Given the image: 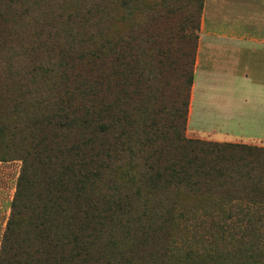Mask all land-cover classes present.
Segmentation results:
<instances>
[{
	"label": "trees",
	"instance_id": "obj_1",
	"mask_svg": "<svg viewBox=\"0 0 264 264\" xmlns=\"http://www.w3.org/2000/svg\"><path fill=\"white\" fill-rule=\"evenodd\" d=\"M23 2L0 0V51L7 39L1 26ZM114 4V10L105 6L95 15L75 12L68 18L81 23V38L90 45L86 53L98 68L81 81L60 73L56 104L27 123L0 264H109L94 255L103 234H145L140 227L145 214L138 216L137 209L146 205L154 212L150 219L208 217L221 221L219 230L230 236L257 232L264 220V147L187 138L193 81L188 61L182 92L167 77L176 64L173 43L197 39L204 0ZM18 33L9 30L10 36ZM17 85L23 88L20 99L29 96ZM142 152L143 172L122 164L126 154ZM213 196L212 203L222 201L228 209L199 213L195 204L211 203Z\"/></svg>",
	"mask_w": 264,
	"mask_h": 264
},
{
	"label": "rangeland",
	"instance_id": "obj_2",
	"mask_svg": "<svg viewBox=\"0 0 264 264\" xmlns=\"http://www.w3.org/2000/svg\"><path fill=\"white\" fill-rule=\"evenodd\" d=\"M37 1L24 0V4L15 5L11 8L13 12H9L13 14L12 19L7 25L1 26L7 39L0 51V128L3 130V134L0 135V250L18 176L23 166L19 155L28 139L27 123L38 114V111L45 112L56 104L54 97L59 94L57 90L60 73L63 74L65 71L64 74L68 78H77L81 81L98 68V64L89 59L86 53L90 45L81 38L83 31L81 23L78 19L68 21V18L75 12L78 14L91 12L95 15L105 6L108 10L115 8L114 0H40L36 5ZM211 1L214 0H208L207 4ZM0 7L4 9L1 4ZM184 9L191 11L190 6ZM23 10L30 11L26 15H21L20 12ZM227 17L223 14L206 13L203 4L198 18V30L195 32L197 39L194 42L173 43L171 54L174 55L176 64L172 66L174 69L168 71L167 77L176 92L179 89L183 91L184 81H181L183 80L181 75L187 68V61L194 81L198 49L201 44H204L203 48H210L205 45L208 39H245L248 41L244 46L247 52L263 48L253 45L252 43L257 42L251 41L264 38V23H252L246 20L238 22L237 19L231 20ZM12 29L19 33L10 36L9 30ZM70 32L74 37L69 36ZM244 47L236 48L243 50ZM149 65L150 57L147 55L145 75ZM167 68L169 66L165 63L164 69ZM193 81L188 89L185 136L191 139L214 141L210 137H205L206 135H196L192 129L194 125L188 121ZM17 84L25 86V91L29 92V96L22 98L26 99L23 100L22 109L20 94L23 88ZM232 143L264 147V142L234 141ZM145 156L144 152L134 158L126 154V157L122 158V164L137 165L136 170L143 172L146 168L143 161ZM101 187L105 192L106 185L102 184ZM214 197L210 199L211 203L195 204L200 209L198 212H202V209L208 211L217 208L228 209L222 201L216 200L212 203ZM180 208L183 209L182 205ZM142 209L143 207L138 208L137 213L138 216L141 213L145 214L143 217L140 216V227L146 229L145 234L134 237L124 236L121 232L110 236L104 233L99 245L100 251L94 254L100 258L101 263L180 264L178 259L187 256L188 259L183 260L187 264H264V220L257 232H243L230 236L219 230L221 221L216 219L203 217L197 220L179 219L165 223L157 216L154 220L150 219L154 212L148 205L144 211ZM134 217L136 218L137 215L135 214ZM147 221H154L156 226L147 225ZM148 227L154 228V232L148 231ZM157 227L162 228L158 231Z\"/></svg>",
	"mask_w": 264,
	"mask_h": 264
},
{
	"label": "crops",
	"instance_id": "obj_3",
	"mask_svg": "<svg viewBox=\"0 0 264 264\" xmlns=\"http://www.w3.org/2000/svg\"><path fill=\"white\" fill-rule=\"evenodd\" d=\"M207 1L206 13L264 23V0ZM205 42L210 48L198 49L189 110L194 133L214 141L264 142V38L251 41L263 47L256 53L247 52L245 39Z\"/></svg>",
	"mask_w": 264,
	"mask_h": 264
}]
</instances>
